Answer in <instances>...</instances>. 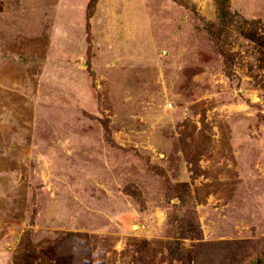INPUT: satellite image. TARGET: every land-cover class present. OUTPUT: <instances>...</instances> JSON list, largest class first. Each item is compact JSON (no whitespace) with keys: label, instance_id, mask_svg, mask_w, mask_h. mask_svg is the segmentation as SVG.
<instances>
[{"label":"rangeland","instance_id":"374dc122","mask_svg":"<svg viewBox=\"0 0 264 264\" xmlns=\"http://www.w3.org/2000/svg\"><path fill=\"white\" fill-rule=\"evenodd\" d=\"M0 264H264V0H0Z\"/></svg>","mask_w":264,"mask_h":264}]
</instances>
